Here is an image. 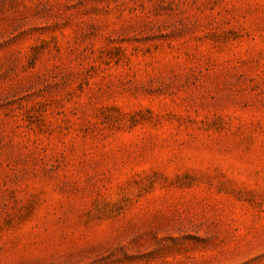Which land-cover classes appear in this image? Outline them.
<instances>
[{
  "label": "rangeland",
  "instance_id": "1",
  "mask_svg": "<svg viewBox=\"0 0 264 264\" xmlns=\"http://www.w3.org/2000/svg\"><path fill=\"white\" fill-rule=\"evenodd\" d=\"M0 264H264V0H0Z\"/></svg>",
  "mask_w": 264,
  "mask_h": 264
}]
</instances>
